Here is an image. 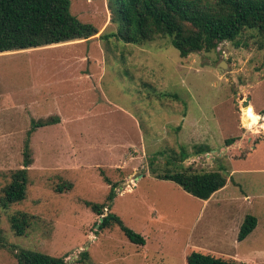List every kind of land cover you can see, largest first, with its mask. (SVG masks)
Listing matches in <instances>:
<instances>
[{
    "label": "rangeland",
    "instance_id": "374dc122",
    "mask_svg": "<svg viewBox=\"0 0 264 264\" xmlns=\"http://www.w3.org/2000/svg\"><path fill=\"white\" fill-rule=\"evenodd\" d=\"M115 1L71 0L98 28L90 39L0 53V194L22 166L31 120L59 117L31 135L26 197L0 206V264H17L11 245L69 264H187L193 250L264 264V43L248 31L239 45L181 57L168 36L106 40ZM220 166L229 182L207 200L151 172ZM104 176L116 184L110 210L145 244L100 228L85 204L105 202ZM17 211L34 216L22 235L10 227ZM248 213L257 224L238 240Z\"/></svg>",
    "mask_w": 264,
    "mask_h": 264
},
{
    "label": "trees",
    "instance_id": "16d2710c",
    "mask_svg": "<svg viewBox=\"0 0 264 264\" xmlns=\"http://www.w3.org/2000/svg\"><path fill=\"white\" fill-rule=\"evenodd\" d=\"M71 0H0V53L36 48L49 44L90 39L98 28L90 22L81 21L70 10ZM111 21L115 30L100 37H110L137 45L152 41L156 36H168L170 43L186 57L191 51L215 50L224 40L240 44L239 37L248 31L262 46L264 43V0H116L113 3ZM258 118H263L259 114ZM59 121V117L32 119L26 132L23 146L22 166L12 170L9 182L2 187L0 206L6 208L26 197L28 166L32 163L30 138L37 127ZM235 137L226 139L228 144ZM199 145L196 152L208 151ZM174 153V152H173ZM182 158L186 157L183 149ZM170 160H167L169 163ZM152 174L159 179H168L181 186L186 192L201 199H208L227 183L225 168L197 171L185 167L181 170ZM110 185L105 202L85 201V204L102 217L100 228L116 224L129 241L144 244L145 238L128 227L110 207L115 196L116 184L104 176ZM70 187V184H67ZM59 191L63 186L57 187ZM108 212L104 214V208ZM34 216L24 211L10 215L13 233H26ZM257 218L248 213L240 225L237 239H244L256 226ZM0 227V246H4ZM10 250L17 264H69L65 256L51 255L39 250L16 247ZM86 254L82 253L84 259ZM187 264H236L235 259L215 256L210 253L191 251L186 256Z\"/></svg>",
    "mask_w": 264,
    "mask_h": 264
},
{
    "label": "crops",
    "instance_id": "0c3cea01",
    "mask_svg": "<svg viewBox=\"0 0 264 264\" xmlns=\"http://www.w3.org/2000/svg\"><path fill=\"white\" fill-rule=\"evenodd\" d=\"M249 102H250V101H249ZM258 113H259V112H258ZM49 125H50V124H49ZM40 127H41V126H40ZM37 128H38V127H37ZM263 129H264V128H263ZM35 130H36V129H35ZM35 130H34V131H35ZM235 169H236V168L233 169V172L235 171ZM233 175H234V173H233ZM228 182H229V181L227 180V183H228ZM227 183H226V184H227ZM226 184H225V185H226ZM225 185H224V186H225ZM224 186H223V187H224ZM223 187H222V188H223ZM220 189H221V188H220ZM220 189H219V190H220ZM217 191H218V190H217ZM217 191H215L214 193H216ZM214 193H213V194H214ZM242 193H243V191H242ZM213 194H212V195H213ZM212 195H211V196H212ZM244 198H247V199H248V198H249V195L244 196ZM203 200H207V199H203ZM204 202H207V201H204ZM241 223H242V222H241ZM240 225H241V224H240ZM239 228H240V227H239ZM144 244H145V243H144Z\"/></svg>",
    "mask_w": 264,
    "mask_h": 264
},
{
    "label": "water",
    "instance_id": "95a60500",
    "mask_svg": "<svg viewBox=\"0 0 264 264\" xmlns=\"http://www.w3.org/2000/svg\"><path fill=\"white\" fill-rule=\"evenodd\" d=\"M194 51H195V50H194ZM221 66H222V65H221ZM221 66H220V67H218V68H220V69H221V68H222ZM243 103H249V97H246V98H245V100L243 101Z\"/></svg>",
    "mask_w": 264,
    "mask_h": 264
}]
</instances>
